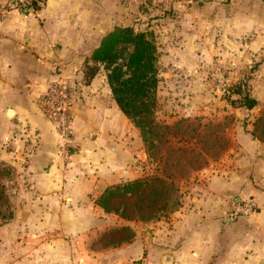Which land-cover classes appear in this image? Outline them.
Segmentation results:
<instances>
[{
	"label": "crops",
	"instance_id": "crops-1",
	"mask_svg": "<svg viewBox=\"0 0 264 264\" xmlns=\"http://www.w3.org/2000/svg\"><path fill=\"white\" fill-rule=\"evenodd\" d=\"M36 4L0 21V162L14 170V186H26L12 195L13 218L0 227V264H162L166 256L172 264H264V143L253 136L264 113V0ZM127 26L154 33L156 118L182 124L168 140L194 157L192 167L182 157L180 208L148 224L94 203L106 187L154 171L104 71L83 81L82 64L102 37ZM253 64L252 109L239 94L220 99L205 81L210 66L227 68L236 82ZM56 74L75 94L67 156L39 103ZM248 199L254 213L233 217V206ZM123 226L134 233L130 241L91 248Z\"/></svg>",
	"mask_w": 264,
	"mask_h": 264
},
{
	"label": "trees",
	"instance_id": "trees-1",
	"mask_svg": "<svg viewBox=\"0 0 264 264\" xmlns=\"http://www.w3.org/2000/svg\"><path fill=\"white\" fill-rule=\"evenodd\" d=\"M33 8L40 6L34 3ZM159 51L156 37L150 30H135L133 26L115 27L107 32L90 57L83 63V81L89 83L101 70L110 88L112 98L120 112L128 119L146 149L153 157L175 135L174 128L156 118L157 92L160 84ZM256 66H254L255 68ZM252 73L250 74V76ZM250 84L243 82L231 87L232 94L242 95V105L252 109L257 102L250 97ZM258 118L253 136L264 143L258 132ZM12 167L0 162V227L13 218L11 201L5 181L14 175ZM180 183L173 175L157 171L132 181L106 187L95 204L106 214L115 215L127 222L148 224L166 218L181 206ZM134 233L123 226L104 233L92 243L94 250L114 248L130 241ZM135 264H141L139 261Z\"/></svg>",
	"mask_w": 264,
	"mask_h": 264
},
{
	"label": "built area",
	"instance_id": "built-area-1",
	"mask_svg": "<svg viewBox=\"0 0 264 264\" xmlns=\"http://www.w3.org/2000/svg\"><path fill=\"white\" fill-rule=\"evenodd\" d=\"M38 0H1L0 21L11 12L18 11L26 13L34 11V3ZM152 6H156L159 0H150ZM206 83L211 91L220 99L231 96V87L235 82L230 76V71L223 66H210L206 71ZM74 87L60 75L49 81L44 94L40 98V106L44 116L54 125L58 140L59 152L67 156L71 135V110L74 104ZM254 213L253 202L243 200L233 206L231 215L233 217L249 216Z\"/></svg>",
	"mask_w": 264,
	"mask_h": 264
},
{
	"label": "rangeland",
	"instance_id": "rangeland-1",
	"mask_svg": "<svg viewBox=\"0 0 264 264\" xmlns=\"http://www.w3.org/2000/svg\"><path fill=\"white\" fill-rule=\"evenodd\" d=\"M254 66H256V65L253 64L250 68L243 70V75H242L241 79L234 82L233 85L235 86V85L241 84L243 82H246L248 84L252 80V76H250V74L255 73V71H256V67L254 68ZM81 69L83 70V64H82ZM258 129H259L258 132H261L263 135V138H264V113L262 115L261 121L259 122ZM176 130H177V132H180L182 130V124H180V126L178 125L177 128L174 129V131H176ZM171 142L172 141L170 139L169 143L164 144L162 149H160L159 151H154V153L152 155L153 157H150L147 154L144 145H143V150H144L147 158L150 160V163H152L154 166V171L151 175H154L157 171H159V172L165 171L167 174L168 173L172 174L174 179L179 181L180 186H182V177H184V174L182 173V157L189 162V167L193 166L194 157L190 154L183 153L182 147H179L176 144H175L174 148H178V149L177 150L174 149L173 146L170 145ZM165 156H168V161H166V165L164 167H162L161 164H162V162H164ZM16 182L17 181H16V174L15 173L13 176L10 177L9 181H5L6 189H7L8 195L10 197L11 204H12V206H11L12 211H13V207H14L13 203H12V197H13L12 195L16 196L20 189L22 190V189L26 188V186H14V185H16ZM170 216L171 215H169L166 218H169Z\"/></svg>",
	"mask_w": 264,
	"mask_h": 264
},
{
	"label": "water",
	"instance_id": "water-1",
	"mask_svg": "<svg viewBox=\"0 0 264 264\" xmlns=\"http://www.w3.org/2000/svg\"><path fill=\"white\" fill-rule=\"evenodd\" d=\"M221 103L224 105L225 108H226V107L230 108V105H229V104H228V105H225L224 102H221ZM226 109H227V108H226ZM162 264H172V260L170 259V257L166 256V257L163 259Z\"/></svg>",
	"mask_w": 264,
	"mask_h": 264
}]
</instances>
